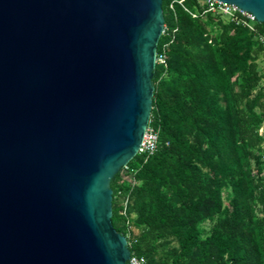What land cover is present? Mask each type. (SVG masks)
<instances>
[{
    "label": "water",
    "instance_id": "obj_1",
    "mask_svg": "<svg viewBox=\"0 0 264 264\" xmlns=\"http://www.w3.org/2000/svg\"><path fill=\"white\" fill-rule=\"evenodd\" d=\"M162 5L0 0V264H134L111 182L150 121Z\"/></svg>",
    "mask_w": 264,
    "mask_h": 264
},
{
    "label": "trees",
    "instance_id": "obj_2",
    "mask_svg": "<svg viewBox=\"0 0 264 264\" xmlns=\"http://www.w3.org/2000/svg\"><path fill=\"white\" fill-rule=\"evenodd\" d=\"M162 7L157 148L113 178V225L143 264H264V22L251 31L205 0Z\"/></svg>",
    "mask_w": 264,
    "mask_h": 264
},
{
    "label": "built area",
    "instance_id": "obj_3",
    "mask_svg": "<svg viewBox=\"0 0 264 264\" xmlns=\"http://www.w3.org/2000/svg\"><path fill=\"white\" fill-rule=\"evenodd\" d=\"M176 1L181 3V0H176ZM205 2L208 4L209 11L220 12L224 16L230 18L236 24L246 26L251 31H256L255 22L257 20L254 17H252L249 13H247L245 10L239 8L238 6L218 0H205ZM170 7L173 9V2L170 5ZM164 31L165 28L163 29L162 33H164ZM260 39L264 41V36L260 35ZM165 50L166 49L164 47L163 52L156 54V63H161V64L166 63ZM157 143H158V130L155 127L151 126L149 121L138 153H145L147 155L153 154L157 148ZM130 261L134 264H143L141 259L132 256L130 258Z\"/></svg>",
    "mask_w": 264,
    "mask_h": 264
},
{
    "label": "rangeland",
    "instance_id": "obj_4",
    "mask_svg": "<svg viewBox=\"0 0 264 264\" xmlns=\"http://www.w3.org/2000/svg\"><path fill=\"white\" fill-rule=\"evenodd\" d=\"M168 1H169V0H165L166 3H167ZM258 63H259V66H260L261 70L264 71V57H262V58L258 61ZM261 131L264 133V124H263V127H262ZM123 175H124V177H127V175H126V170H125V169L123 170ZM128 178H129V177H128Z\"/></svg>",
    "mask_w": 264,
    "mask_h": 264
}]
</instances>
